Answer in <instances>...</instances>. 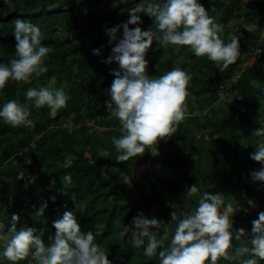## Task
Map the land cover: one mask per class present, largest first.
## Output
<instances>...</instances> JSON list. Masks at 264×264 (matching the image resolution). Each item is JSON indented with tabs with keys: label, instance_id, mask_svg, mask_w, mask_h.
Masks as SVG:
<instances>
[{
	"label": "trees",
	"instance_id": "1",
	"mask_svg": "<svg viewBox=\"0 0 264 264\" xmlns=\"http://www.w3.org/2000/svg\"><path fill=\"white\" fill-rule=\"evenodd\" d=\"M148 2L0 0V64L17 58L13 36L17 18L39 25L42 44L52 48L45 60L46 73L33 77L31 83L9 80L0 90V110L14 100L28 106L33 122L31 127H12L0 118V222L6 225L5 231L12 223L11 214L19 213L17 229L36 228L48 245V237L55 234L53 221L72 211L81 230L93 232L95 243L105 250L111 264H160L159 249L149 258L144 255L147 240L134 248L119 233L142 212L149 219L168 223L169 239L164 245L168 247L177 226L170 213L182 218L194 212L199 196L188 198L186 189L196 184L201 194L220 192L225 205L248 209L232 217L230 254L247 242V236L235 239L236 229L250 233L252 221L264 212V182H253L250 176L261 167L250 154L264 139L252 135L264 127V51L259 55L255 51L264 49V0H234L232 6L226 0H198L223 26L220 36L225 43L234 35L240 37V55L227 69L221 70V65L206 56L196 57L187 46L162 47L153 41L145 56L149 76L159 77L173 68L191 75L187 114L170 139L147 147L143 156L118 163L119 153L111 138L123 133L104 102L110 100L106 90L115 78L112 70L119 65L104 62L115 46L108 44L105 29L126 22L129 9ZM140 16L142 30H155L152 18ZM230 20L240 21L239 32L228 27ZM122 31L118 37L122 38ZM245 37L249 39L246 45ZM93 49H101V55H93ZM40 87H63L70 97L67 106L55 112L47 105L35 107L26 91ZM225 92L233 95L228 103L221 97ZM140 165L146 168L137 176L134 169ZM66 174L72 177L71 185L62 183ZM53 180L55 187L50 185ZM51 196H56L55 203ZM248 199L255 202V208L249 207ZM43 201L48 207L44 216H37L31 205L39 208ZM162 233L163 229L158 237ZM248 258L264 264L250 256L220 259L217 264H241ZM0 264L12 262L0 256ZM17 264L35 261L29 256Z\"/></svg>",
	"mask_w": 264,
	"mask_h": 264
},
{
	"label": "clouds",
	"instance_id": "2",
	"mask_svg": "<svg viewBox=\"0 0 264 264\" xmlns=\"http://www.w3.org/2000/svg\"><path fill=\"white\" fill-rule=\"evenodd\" d=\"M141 13L154 20L155 30L153 27L141 29ZM128 14L126 22L105 29L108 44L115 46L104 62L111 64L115 61L119 65L118 70H112L115 78L106 90L110 100L104 102L107 112L119 120L123 133L119 138H111L119 153L116 157L118 163L143 156L147 147L170 139L187 114V88L191 75L180 68H173L159 77L149 76V62L145 56L153 41H158L162 47L187 46L196 57L206 56L221 65V70L234 64L240 55V37L234 35L230 42L225 43L220 36L223 26L215 22L198 0H150L147 4L129 9ZM129 25L135 27L130 28ZM121 29L122 38L117 35ZM13 36L17 58L11 59L7 65L0 64V90L9 80L31 83L33 77L48 71L45 60L52 48L42 44L40 26L17 18ZM255 51L259 55L264 49L257 48ZM93 55H101V49H93ZM26 98L34 101L37 108L47 105L55 112L66 107L70 97L63 87H40L38 90L29 88ZM29 116L28 106L14 100L0 110V118L12 127L33 126ZM252 135L264 138V127L254 130ZM250 159L261 165L250 173L252 181L264 182V139L258 141ZM62 183L71 185V175H64ZM50 185L55 187V180ZM57 191L66 195L61 188ZM186 196H199L198 206L193 213L183 214L182 218L176 212L170 213L177 226L168 247H164L169 239L168 223L155 217L149 219L142 212L132 218L131 225L124 226L119 236L128 237L129 244L134 248L144 246L147 240L144 255L151 258L157 255L159 249L160 264H217L220 259L234 261L244 256L264 260V212L258 213V218L252 221L250 233L243 228L236 229L237 241L245 236L248 240L241 242L234 254H230L232 217L237 211L247 213L248 209L242 206L234 209L232 203L225 205L224 195L220 192L201 194L196 184L186 189ZM49 199L55 203L56 196ZM247 204L251 208L256 207L252 199H248ZM31 207L35 215L44 216L48 202L43 201L39 208L35 204ZM19 220V213H12V223L7 226V231L6 225L0 222V246L3 247L0 256L12 264L29 256L35 264H111L105 250L95 243L93 232L82 231L72 211H65L61 218L53 221L55 234L48 237L51 241L48 245L42 238L43 233H38L36 228L18 230ZM161 229L163 233L158 237ZM241 264H258V261L248 258L243 259Z\"/></svg>",
	"mask_w": 264,
	"mask_h": 264
},
{
	"label": "rangeland",
	"instance_id": "3",
	"mask_svg": "<svg viewBox=\"0 0 264 264\" xmlns=\"http://www.w3.org/2000/svg\"><path fill=\"white\" fill-rule=\"evenodd\" d=\"M226 1H228L229 5H231V6L234 4V0H226ZM239 23H240L239 20H230L229 23H227V25H228V27L233 28V30H232L233 33H237V32H239V29H238L239 25H240ZM247 27L251 28L250 25ZM248 41H249L248 37H245V39H244L245 45L248 43ZM250 60L251 59L247 60V62H249ZM221 97L228 103L232 99L233 95L230 92H225V93L221 94ZM144 168H146V165H140L139 167L135 168L134 169L135 174L138 176ZM126 180H127V178H126ZM254 199H256V197H254ZM244 202H245V200H242V202L240 204H242ZM221 211H223V207L221 208Z\"/></svg>",
	"mask_w": 264,
	"mask_h": 264
}]
</instances>
